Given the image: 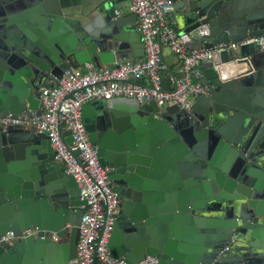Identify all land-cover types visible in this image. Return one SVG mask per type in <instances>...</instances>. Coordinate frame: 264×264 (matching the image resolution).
I'll return each mask as SVG.
<instances>
[{"label":"water","instance_id":"water-1","mask_svg":"<svg viewBox=\"0 0 264 264\" xmlns=\"http://www.w3.org/2000/svg\"><path fill=\"white\" fill-rule=\"evenodd\" d=\"M171 1L180 33L208 28L189 49L264 33V0ZM128 49L144 55L136 16L113 0H0V113L34 114L66 66L112 68ZM200 64L209 92L189 110L125 97L82 106L120 199L108 248L129 264H264V49L243 44ZM54 155L44 133L0 124V237L31 226L58 237L0 244V264L77 262L85 202Z\"/></svg>","mask_w":264,"mask_h":264},{"label":"built area","instance_id":"built-area-1","mask_svg":"<svg viewBox=\"0 0 264 264\" xmlns=\"http://www.w3.org/2000/svg\"><path fill=\"white\" fill-rule=\"evenodd\" d=\"M129 11L135 14L141 35L144 49L141 59H118L112 68L97 67L93 62L66 66L60 77H53L48 86L41 87L40 107L34 114L27 111L0 113V124L4 126L21 125L44 133L55 152L54 160L62 163L65 172L77 182L80 199L85 203L81 206L76 264H129L121 257H113L108 248L120 199L108 180V168L101 166L97 148L89 140L81 118L82 106L95 99L125 97L135 99L141 107L153 101L159 109L176 105L189 110L196 97L209 92L207 85L201 82L203 59L214 63L220 51L249 43L264 49V33L211 48L189 49L187 43L208 35V28L200 25L180 33L171 0H129ZM163 48L174 55L177 64L176 74L170 77V89L161 84L162 77L169 75ZM67 131L72 140L70 145L64 139ZM39 233L42 238L58 241L54 232L31 226L18 235L13 231L5 232L0 244H11L18 237ZM154 262V257L146 256L132 264Z\"/></svg>","mask_w":264,"mask_h":264},{"label":"crops","instance_id":"crops-1","mask_svg":"<svg viewBox=\"0 0 264 264\" xmlns=\"http://www.w3.org/2000/svg\"><path fill=\"white\" fill-rule=\"evenodd\" d=\"M113 1L115 3V5L117 7V11L119 13H122V14L131 13L129 11V0H113ZM126 54H127V58H125V59L133 60V61L139 60V59H141L143 57L142 55L134 56L130 49L126 50ZM163 56H164L165 64L168 67V69L171 70L173 72V74H176V72H177V64H176V59H175L174 55H172L168 51L167 48H163Z\"/></svg>","mask_w":264,"mask_h":264}]
</instances>
